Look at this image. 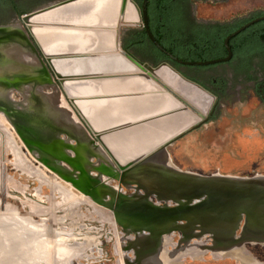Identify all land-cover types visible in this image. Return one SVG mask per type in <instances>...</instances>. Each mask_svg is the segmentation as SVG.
<instances>
[{
  "label": "water",
  "instance_id": "1",
  "mask_svg": "<svg viewBox=\"0 0 264 264\" xmlns=\"http://www.w3.org/2000/svg\"><path fill=\"white\" fill-rule=\"evenodd\" d=\"M71 1L74 0H61L24 14L17 20L19 23L14 24L18 26L15 29L11 28V25L0 26V41L9 39L16 41L17 46L26 55L36 60L35 65L22 61L15 62L16 60L10 56L6 58V62L4 60L2 62L0 58L2 62L0 64L6 65L13 62L14 66L17 65L15 69L19 71L28 69L33 72V75L29 77H17L12 73L15 70H7L5 72L8 75H4L5 79L0 77V112L11 124L13 130L10 129V132L14 135L16 144L26 160L46 176L54 174L83 197L87 199L89 197L93 204L109 214L112 221L124 228H130L134 233L145 232L157 235L173 230V227L180 224L184 225L182 226L184 228L195 227L202 233H212L223 243L234 240L238 230H240L239 235L241 231H246L249 235L264 239V176L258 175L251 178L202 176L171 167L169 159L166 160L169 166L155 164L153 163L156 157L154 154L149 157L135 158L125 165L118 163L105 143L106 136L93 129L89 120L80 112L77 105L79 100L68 92L67 83L72 85L71 88H76L75 86L82 82L129 81L135 83L138 93L144 91L142 88L144 85H151L152 90L160 94L151 97L166 98L168 105V109L162 108L158 115L170 111L171 104L175 105L174 108H182L179 97L185 105L195 109L196 106L191 104L189 97L179 91L180 86L187 92L182 83L195 87L208 97L210 95L197 84L185 79L167 63L158 67L137 63L120 49L119 34H116L115 28L108 41L104 43L101 39L99 44L95 36L85 39L86 47L83 51L73 45V50L65 48L61 49L65 51L53 50L54 52L46 53L27 20ZM127 1L134 6L137 19L142 21L141 28L156 49L169 60L183 66H208L229 60L231 57L228 47L229 38L249 25L264 19V17L253 19L229 35L224 40L227 50L225 58L202 62L183 61L167 52L153 37L147 17L148 0H141L140 7L132 0H122L120 9H125ZM120 9L117 12L118 17ZM7 54L5 56H8ZM97 62L99 64H96ZM15 84H20L19 88ZM31 87L36 90L35 99L29 97L33 94L29 92ZM9 91H12V94L14 92L20 94L23 101L13 105L6 99ZM48 94H55V103L50 100ZM30 101L39 102V123L30 124L24 120L28 121L32 113L28 107ZM61 102H65L66 106ZM4 103L15 109L11 113L6 112L2 107ZM71 109L81 116L84 126L74 118ZM61 135L67 136V140L72 139L76 143L83 144L82 149L68 148L70 152L76 154L75 159L64 151L61 154H53L56 150L51 148L53 145L51 142L59 141ZM36 145H41L42 149L37 148ZM30 150L36 151L39 156L51 159L48 161L41 157L42 160L36 158L37 161L29 155ZM92 172L94 175L91 174ZM104 176L117 180L121 185L129 182L136 184L145 192V195L122 196L114 189H101L98 186L87 190L91 188L90 184L99 182ZM150 196L156 201L160 199L172 202L174 206L157 205L150 200Z\"/></svg>",
  "mask_w": 264,
  "mask_h": 264
},
{
  "label": "rangeland",
  "instance_id": "2",
  "mask_svg": "<svg viewBox=\"0 0 264 264\" xmlns=\"http://www.w3.org/2000/svg\"><path fill=\"white\" fill-rule=\"evenodd\" d=\"M24 1H27L25 4L27 7L23 8L34 11L48 5L42 4L45 1L53 0H44L40 3L38 2L41 0ZM263 1L231 0L230 4L244 7L233 9L229 13L221 11V8L209 10L205 6H198L196 14L210 18L218 16L217 19L228 20L234 16L248 15L246 13L248 10L264 6L261 4ZM2 8L4 7L0 4V25L19 23L18 18L9 20L8 16L3 17L2 15H6L7 11H1ZM194 12V8L187 7L188 18L194 15ZM141 24L142 21L138 19L127 21L125 9L121 8L115 31L116 34H128L127 29L141 28ZM14 54L19 62L21 60L27 64L36 63L35 58L26 55L20 48ZM5 69L8 70L9 67L6 66ZM209 71L213 74H218L220 71L224 73V68L213 67ZM11 94L12 91L10 96ZM11 98H15V101L22 99L17 92H14ZM251 111L253 110L249 107L245 110L247 115L244 119L236 121L235 116L232 115L233 118L227 116L217 124L220 135H216L217 139L213 140L219 144L217 146L208 142L207 132L211 131L206 130L197 131L179 141L176 150H172L179 154V156L176 154V157L173 155L179 162V168L170 161L171 167L204 176L215 172L234 173V175L237 173L236 176L264 175V114L259 115L258 112H254V115L250 114ZM252 126L259 128L262 126V133L258 135L260 140L258 138L249 141L239 137V134L229 135L231 139L228 137L226 141L222 139L228 127ZM10 129L13 130L11 124L0 112V264H69L66 258H70L71 262L74 260L72 264H137L142 260L141 256L144 262L149 264V260L152 259L151 254L143 249V252H140V245L146 246V241H149L144 238L145 236H142L143 238H137L134 234L132 237L126 236L124 230L115 223L109 222L111 218L104 209L77 193L54 174L46 176L41 170L34 168L21 153ZM247 135H250V131H247ZM220 148L223 149L220 151ZM1 172L11 181L1 175ZM128 237V243L124 245ZM172 238L170 239L172 244L179 243V238L176 243L174 234ZM29 241H33V248L28 245ZM126 245L135 251L133 256L124 252L123 247L125 248ZM245 245L248 247L243 246L227 254L229 258L239 256L242 260H251L249 249L258 247ZM174 246L170 247L174 248ZM122 249L123 251H120ZM256 255H259V252ZM209 258L206 256L205 260ZM170 264H179V257Z\"/></svg>",
  "mask_w": 264,
  "mask_h": 264
},
{
  "label": "flooded vegetation",
  "instance_id": "3",
  "mask_svg": "<svg viewBox=\"0 0 264 264\" xmlns=\"http://www.w3.org/2000/svg\"><path fill=\"white\" fill-rule=\"evenodd\" d=\"M42 1L44 0H41L38 3ZM58 1H61V0H53V1H48V2L45 1L42 4H50L52 2L54 3ZM158 1L159 0H150L149 2H147V17H148V11L150 12L151 17H153L154 8L157 5ZM165 1L167 2V5H169L170 7H173L174 9L179 10V0H165ZM26 3L27 1H24V0H10L11 5L9 4V6L11 8L6 6V4L4 5L1 4V6H4V8L1 9V11L2 10H5V12L7 11V14L2 15V16L3 17L8 16L9 20H13L15 18L19 19V17L21 16V14H19L20 13L19 11L24 10L25 8L23 7H27L25 6ZM186 3L188 5V6L186 5L187 7L189 8L192 7L195 9L194 15L189 16L190 19L187 17L188 21L194 26H196L197 28L199 29L202 28L205 31H208L209 33L210 32L211 33L210 34H185L184 36H181V38L172 36L170 34H159V38H156L157 36L152 34L155 40L159 43V45H161L162 47L168 46L174 52H177L179 49L180 51H183V52L185 51V52H193V53L208 54V53L216 52V53L224 54V56H222L221 58H216V59L225 58L227 56V50L224 46V40L229 35H231L233 32H235L237 29L229 34H221V32H219L220 28L223 27V25L225 24L226 26L224 27L228 29L229 27H232L235 24L242 23L239 26L240 28L241 26L252 21L253 19L264 17V6H261L260 8L256 7V8L248 10L246 12L248 13V15L241 16V17L234 16L228 20L217 19L218 16H214L212 18L201 17V16H198V14H196V10L198 6H205L209 10L221 8V11H225L228 13L231 12L233 9L238 10L243 7L236 6V5L234 6V4H230L231 0H186ZM13 7H17L19 8V10L14 11L12 9ZM27 10H26V13L22 12V15L32 12L30 10L29 11ZM186 12H187V8L185 9V13ZM0 26H3V25H0ZM141 29L142 28H135V29L130 28L126 30V31H129L128 34H124V33L119 34V47L124 53H126L128 56H130L133 60H135L140 65L147 64L152 67H158L163 63H167L173 69H175L181 76H183L185 79L203 88L210 95V97H212L210 105L208 106V109L205 113H202L196 107L195 109H193L194 107L191 108L188 105H185L184 101L180 99L179 97V102L181 103V106H182V108H179L180 117H183L184 114H187L191 117H195V121H193V123L189 125L187 128H185L183 131L179 132V135L177 137L173 138L172 140L166 142L163 146H161L154 153L156 157L153 159V163L158 164V165H162V164L168 165V163H166V161L162 160V158L160 157L162 156V151L166 149V151H168L169 153V157H170L169 160L175 166L179 168V162L175 158L177 155L179 156V154L175 153V151H172V150H176V147L179 146V141H182L184 138H186L190 134L191 135L195 134L197 133V131H201V130L202 132H204L205 130L211 131V132H207L208 133L207 138L209 140L208 142L217 146L219 144L215 143L213 140L217 139L216 135H220L218 133L219 127H217V124L223 118H226L227 116L230 118H233L235 116L236 121L238 119H244L247 115V112H245V110L248 107L250 108V110H253L251 111L250 114H254V112H258L259 115L264 114V19H261L249 25L243 31L231 36L228 40V47L231 53V57L229 58V60L222 62V63L208 65L209 66L208 68H206V66H183V65L177 64L169 60L166 56H164L162 53H160L156 49V47L147 38L146 34H145L146 36L145 42H143L142 44L136 43L135 41L139 36V34H136V33H138ZM212 31H215L216 34L213 33ZM220 39L222 40V46L217 47L216 42H218ZM30 41L33 43V40L31 38H30ZM5 46H8V44ZM16 49H19V47L17 46ZM23 49H25V47ZM2 55L3 53L2 51H0V58L2 59L0 60L3 62V60L5 61L7 57H5V55H3L2 57ZM161 55H163L164 57L162 58ZM1 61L0 63H2ZM3 66L4 64H0V67H1L0 77L4 78V75H6L7 73L5 72L4 68H2ZM213 67L224 68V73L220 71L218 74H213L212 72L209 71L210 68L212 69ZM14 75L22 76L21 73L20 74L15 73ZM0 84H1V81H0ZM48 90L50 91L51 89H49L48 87ZM29 91L30 93H33L29 97H31L32 99H35V96H34L36 92L35 88L31 87ZM46 93H48V91H46ZM12 95L10 97H12ZM48 97L53 103H55V100H56L55 95L48 94ZM14 99L9 100L13 103V105L19 104L20 102L23 101V98L21 99V101L19 100L15 101ZM67 103L69 104L68 100H67ZM38 106H39V102L30 101V104L28 105V107L32 109L31 115L35 117H40V115L38 114L39 113ZM17 110H20V109H17ZM75 114L77 115L76 112ZM254 115H251V116H254ZM76 119L79 120L84 126V123L82 122L81 118L78 115ZM212 124H215L216 126L215 127L210 126ZM227 129L228 130L224 131L225 137H222V139H224L225 141L228 140L227 139L228 137L229 139H231V136L229 135H232V134H239V137L248 139L249 141L257 140L259 138L258 135L262 133V130H263L262 126L260 128L253 127V126L250 128H247V127H230L229 128L228 127ZM247 131H250V135H247ZM59 141L60 142H57V143L61 144L62 146H64L65 144V147H62L61 150L66 152L67 155L70 154L69 156H72L71 158L73 159L76 158V154L73 152H70L68 148H70V150L77 149V148H80V149L83 148V144L79 142L76 143L72 139L67 140V136L65 135H61V139ZM70 146H73L74 148H71ZM221 149L223 148H220L219 150L221 151ZM28 153L33 159L38 156V154L33 150L32 151L30 150ZM173 155H175V157ZM49 160L50 158H48V161ZM19 163L20 162H18V164ZM182 172H188V171L183 170ZM188 173H192V172H188ZM91 174L94 175V172H92ZM219 174H221V176H230V177H236V178H251V177L259 175V174H253V175L238 174L239 176H236L237 173H235L234 175V173L222 174L220 172L218 173L215 172L208 176L219 175ZM1 175L6 177L3 172H1ZM197 175H201V174L198 173ZM260 176H264V175L261 174ZM7 179L8 181H11L10 178H7ZM90 185H91V188H88L87 190L93 189L98 186V187H101V189L102 188L109 189V190L114 189L116 193L119 192V194L122 196L123 195L124 196H130V195L139 196L140 194L145 195V192L139 189V187L136 184L129 182L126 185H121L119 184L117 180L108 178L106 176H104L103 179H101L99 182L95 184L92 183ZM150 198H151V201L154 202L155 204L157 203V205L168 204L169 206H174V203L172 202H169V201L166 202L160 199H157L158 200L157 202L156 199L153 198L152 196H150ZM177 224H179V222ZM116 226L124 230V232L126 233L125 234L126 236H129V237L133 236L134 232H132L130 228L125 229L118 223H116ZM192 231L193 230H187V231H184L183 233H190ZM174 232H175L174 235L176 236L175 240L177 243L178 238L180 237L181 233L177 231H174ZM239 232L240 230L237 231V235H236L237 238H239L240 236ZM129 237L124 241V245L128 243L127 240L129 239ZM170 239H173V238H169V240ZM171 241L172 240H170V242ZM184 242L185 241L183 240H179V244H183ZM245 244H248V245L250 244V245H254L255 247H258L254 249L248 248L249 253H250L249 256H251V260H242V258L239 256L236 258H229L227 254L237 251L240 247H243V246L248 247ZM245 244L236 246L233 250L231 249L225 255H222L220 257L214 253L212 254V251H214L215 248H219L221 246L213 245V247L210 248L211 251L203 252L201 257H196L195 254H194L195 256H193V255H190L191 253H189L188 255H185L184 257L179 259V263L181 264H206V263L231 264L232 262L233 264H264V244L262 243L261 244L245 243ZM210 245H211V242H209V246ZM258 252H259V255H256L258 254ZM131 254L132 256L134 255L133 253ZM206 256L210 257L209 260H205ZM233 259H236V261ZM251 261L252 263H250Z\"/></svg>",
  "mask_w": 264,
  "mask_h": 264
},
{
  "label": "bare ground",
  "instance_id": "4",
  "mask_svg": "<svg viewBox=\"0 0 264 264\" xmlns=\"http://www.w3.org/2000/svg\"><path fill=\"white\" fill-rule=\"evenodd\" d=\"M121 4H122V0H74V1L68 2L64 6L58 7L57 9L46 11L38 15L32 16L27 20V23L31 25L33 34H35V36L41 43V46L43 47L46 53H50L54 51L55 52L65 51V50H61L65 48L69 50H73L74 48L73 45H76L75 47H77V49H79L80 51H83L86 47L85 39H88L91 36H95L99 44H100L101 39H103V43L105 41H108L110 34H113V30L115 26L117 25V20H118L117 12L120 9ZM125 11H126L125 16L128 21L137 20L135 8L129 1L126 2ZM17 27H18L17 25H11V28L15 29ZM4 41L6 44L4 43ZM4 41L3 40L0 41V51H2L3 55H5L4 53L8 52V56H5V57L7 58L11 57L12 59L16 60V61L14 60L15 62H19L15 58V54H14L15 51L17 50L16 48H17L18 43L10 39L4 40ZM7 44L8 46H5ZM96 64H99V62H97ZM6 66L9 67L8 70H11V71L15 70L14 71L15 73L17 74L21 73L22 76L24 77H29L33 75V72L28 69H25V71L19 72L18 69H15V66L17 65L15 64L14 66L13 62H9L2 67L4 68L5 71H7L5 69ZM14 76H17V75H14ZM6 79H10V78L6 77ZM10 80H13V79H10ZM15 85L17 88H19L20 86V84H15ZM182 85L185 86V89L190 94L184 91L180 86H179V91L189 97L191 104L196 106V108H198L202 113H205L207 111V107L211 101V98L208 97L205 93L201 92L200 90H197L193 86L184 85L183 83ZM70 86L72 85L69 83L66 84V89L71 95H74V96L80 95L79 92H77L76 90H74V88H71ZM10 92L11 91H9L7 94L8 96H6L7 100H11ZM192 93H194V95H192ZM2 107H4L6 112L8 113L9 112L11 113L15 109V107L7 106L5 103L4 105H2ZM22 114L23 113H21V116ZM28 118H29L28 121L26 119L24 120L26 122H29L30 124H33L34 122L39 123L40 121V117H35L31 114L29 115ZM193 121H195L194 117H191L187 114H184L183 117H180L179 115V131L186 128L187 125L192 124ZM57 142H60V141L51 142L53 144L51 145V148H55L56 150L53 152L54 155L61 154L62 153L61 148L65 147V144L64 146H62L61 144ZM36 146L37 148L42 149L41 145H36ZM70 147L74 148L73 146H70ZM40 149H38L39 152H40ZM49 151H53V150L49 149ZM37 154L39 156V153ZM38 156L35 157L34 159L37 160L36 158H38L42 160L41 157H43L44 155L39 156V157ZM48 158L50 157H45L44 159L48 160ZM109 222H112V224L113 223L116 224V222L112 220H109ZM182 226L184 225L179 224L176 227H173L172 228L173 230H167L157 235L147 234L145 232L134 233V235L137 236V238L138 237L141 238L142 236H145L144 238H147V240H149V241L145 240L147 244L146 242L143 241V243L146 244V246L140 245L141 247L140 252H143V250H145L147 251V253L151 254L152 259L149 260V264H170L172 261H174V259L176 258L178 259V257L179 259H181L182 257H184L185 255H188L189 253H191L190 255H193V256L196 255V257H201L203 252L205 251L210 252L211 251L210 248L213 247V245L221 246L220 248H215V250L212 251V254L214 253L220 257L222 255H225L231 249L233 250L236 246L238 245L240 246V244L256 243V242L264 244V239L249 235L246 231H242L239 238L236 237L234 240L232 239V240H229L223 243L218 239V237H216L212 233H202L201 231L195 229V227L184 228ZM187 230H193V231L190 233H183L184 231H187ZM174 231L181 233L179 240L185 241L183 244H179V243L172 244V242H170L169 238L173 237V234H175ZM29 242L32 245L30 243H28V245L31 248H33L34 247L33 241H29ZM209 242H212L210 246H209ZM21 245L23 244L21 243ZM171 245H175L174 248L170 247ZM128 247L127 245L125 246L124 252H126V254H129L130 252L134 254L135 251L133 249H129ZM169 249H171V251ZM120 251H123V249ZM141 259L142 260H139L138 261L139 263L137 264H146L142 256H141ZM65 260H68L69 264H72L74 261L73 260L71 262L70 258L68 259L66 258ZM131 262H134V261H131ZM250 263H252V261Z\"/></svg>",
  "mask_w": 264,
  "mask_h": 264
},
{
  "label": "crops",
  "instance_id": "5",
  "mask_svg": "<svg viewBox=\"0 0 264 264\" xmlns=\"http://www.w3.org/2000/svg\"><path fill=\"white\" fill-rule=\"evenodd\" d=\"M75 87L80 93L73 95L79 100L80 112L93 129L106 136L105 143L120 164L149 157L179 135V107L171 104L170 111L158 115L168 105L166 98L151 97L160 95L151 85H144L142 93L136 92L135 83L129 81L82 82ZM61 104L66 106L65 102ZM70 111L75 119L81 117ZM160 157L170 159L166 149Z\"/></svg>",
  "mask_w": 264,
  "mask_h": 264
},
{
  "label": "trees",
  "instance_id": "6",
  "mask_svg": "<svg viewBox=\"0 0 264 264\" xmlns=\"http://www.w3.org/2000/svg\"><path fill=\"white\" fill-rule=\"evenodd\" d=\"M135 4H137L139 7L141 5V0H132ZM150 0H148L149 2ZM183 3V5H182ZM0 4H6V6L10 7V0H0ZM262 5H264V1L261 2ZM11 5V4H10ZM187 3L186 0H179V10L174 9L173 7H170L167 5V2L165 0H159L157 5L154 8L153 17H151L150 12L148 11V23H149V29L152 34L157 36L156 38H159V34H170L172 36L181 38V36H184L185 34H210L208 31H205L202 28H197L193 24H191L188 21V18L185 13V9ZM4 7V6H1ZM244 7V6H242ZM11 8V7H10ZM3 9V8H2ZM14 11L19 10L17 7L12 8ZM27 9H24L22 11H19L22 16V12L26 13ZM29 11V10H27ZM240 24H235L232 27H229L228 29L223 27L220 28L219 32L221 34H229L236 29L239 28ZM215 33V31H212ZM138 38L136 39V43L142 44L146 40L145 32L143 29H141L138 33ZM216 34V33H215ZM222 39V38H221ZM219 40L216 42L217 47L222 46V40ZM167 52L171 53L175 57L184 60V61H195V62H202V61H208V60H215L216 58H221L224 56V54L220 53H193V52H183L180 51V49L177 52H174L171 50L170 47L164 46L163 47ZM163 58L164 56L161 55ZM209 66H206L208 68Z\"/></svg>",
  "mask_w": 264,
  "mask_h": 264
}]
</instances>
